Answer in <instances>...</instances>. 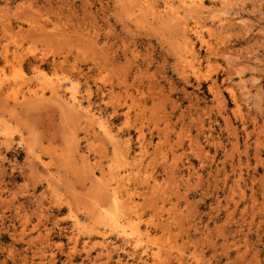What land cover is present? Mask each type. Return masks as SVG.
<instances>
[{
	"label": "rangeland",
	"instance_id": "1",
	"mask_svg": "<svg viewBox=\"0 0 264 264\" xmlns=\"http://www.w3.org/2000/svg\"><path fill=\"white\" fill-rule=\"evenodd\" d=\"M168 1L0 0V264H264V0Z\"/></svg>",
	"mask_w": 264,
	"mask_h": 264
},
{
	"label": "bare ground",
	"instance_id": "2",
	"mask_svg": "<svg viewBox=\"0 0 264 264\" xmlns=\"http://www.w3.org/2000/svg\"><path fill=\"white\" fill-rule=\"evenodd\" d=\"M170 1V0H169ZM167 2V3H165L164 5H163V9H164V12L166 13V14H168V15H172V17H173V15L175 14L176 15V13H177V11L175 12L174 11V9H173V7H172V4H170V2ZM181 5H183V6H186V8H188V7H190L191 9L192 8H195L196 9V7H199V6H201L202 5V2H201V0H177ZM164 2H165V0H164ZM224 2H225V0H224ZM221 4V3H220ZM179 7H181V6H178V8ZM177 8V7H176ZM177 8V9H178ZM186 10V9H185ZM178 14V13H177ZM175 15H174V17H175ZM178 16V15H177ZM168 18H169V16H168ZM179 18V17H178ZM174 18H172V20H173ZM167 20H170V22H172V20L169 18V19H167ZM179 20H180V18H179ZM175 22H176V17H175V20H174ZM180 23H182L181 21H180ZM184 25H185V23H183ZM182 24V25H183ZM197 26V25H196ZM199 27V26H198ZM198 27H193L194 29H192V31H193V34L197 37L196 39H198V40H201L203 43H204V41L202 40V36H201V30L203 29H201L200 31H198ZM183 30V29H182ZM183 32H184V30L182 31V34H183ZM206 32V31H205ZM208 33V32H207ZM208 36H210V34L208 33ZM207 36V37H208ZM183 37V36H182ZM184 38H185V36H184ZM185 44H181V45H186L187 47H188V49L190 50V57H191V60H195V56H194V54H193V48H192V44L190 43V42H188L186 39H185ZM181 43V42H180ZM205 44V43H204ZM209 44V43H208ZM206 45V44H205ZM182 48H183V46H182ZM185 48V47H184ZM188 50V51H189ZM186 51H187V49H186ZM183 53V52H182ZM184 55H186V54H184ZM183 55V56H184ZM188 56V55H187ZM181 59V58H180ZM183 59V58H182ZM185 59V58H184ZM187 60V59H186ZM190 60V59H189ZM190 60V61H191ZM185 61V60H184ZM187 63H190V62H188V61H186ZM199 62V61H198ZM185 65V62L184 63H182V65ZM191 66V65H190ZM189 67V66H188ZM192 67V70L194 69V71H195V65H192L191 66ZM190 72H191V70H190ZM193 72V71H192ZM194 74V73H193ZM58 83V82H57ZM55 84L54 83V85L53 86H56V85H59V84ZM56 88H57V86H56ZM232 92V91H231ZM69 100L71 101V103H72V108H74V107H76V108H79V107H81V105H80V103L73 97V96H71V98H69ZM66 101V100H65ZM67 104V103H66ZM90 106V105H89ZM76 108H75V110H76ZM84 111H86V110H84ZM88 111V110H87ZM93 112V111H92ZM87 114H89L88 112H87ZM92 115V114H91ZM88 116V115H87ZM90 117V116H89ZM92 117V116H91ZM103 122V121H102ZM102 122H101V124H102ZM106 125H102V127H105ZM100 130V129H99ZM109 130V129H108ZM106 131V130H105ZM109 133V132H108ZM109 135V134H108ZM112 139V138H111ZM113 140H114V138H113ZM125 142V141H124ZM117 145V144H116ZM125 147V146H124ZM125 150H126V148H125ZM126 152V151H125ZM124 153V152H123ZM127 153V152H126ZM125 153V154H126ZM142 154L144 153L143 151L141 152ZM126 156V155H125ZM138 159H139V157H137ZM137 158H136V161H137ZM133 160V159H132ZM134 161V160H133ZM132 163V162H131ZM128 166V165H127ZM129 167V166H128ZM125 173V172H124ZM125 175H126V173H125ZM126 176H128V174L126 175ZM124 177V176H123ZM128 177H130V176H128ZM118 182V181H117ZM124 182V181H123ZM122 182V183H123ZM126 182H128V181H126ZM119 183V182H118ZM117 184V183H116ZM117 185H115V187H116ZM111 187V186H110ZM114 187V186H113ZM117 189H118V186H117ZM126 192V191H125ZM116 193L117 192H114V191H112V193H111V196H112V200H110L109 201V203L111 202V201H113V203H115L116 202V200H117V196H116ZM120 193V192H119ZM109 196H110V194H108ZM126 196H124V198H125ZM128 197H130V196H127V200H126V203H127V205H126V208H127V206L129 207V205H128ZM109 199V198H108ZM124 201V200H123ZM128 201V202H127ZM131 201V200H130ZM120 202V201H119ZM122 202V201H121ZM125 202V201H124ZM123 203V202H122ZM121 203V204H122ZM125 203V204H126ZM129 203H131V202H129ZM118 206V205H117ZM115 207V209H117L118 210V208L116 207V206H114ZM113 208V207H112ZM103 209V208H102ZM127 209H129V208H127ZM105 211H103V213H104ZM109 213V212H108ZM111 213V212H110ZM117 213V212H116ZM99 214H100V212H99ZM101 215V214H100ZM111 215V214H110ZM102 216H104L105 218H106V216H105V214L104 215H102ZM113 217H115V216H113ZM103 218V217H102ZM125 221V220H124ZM114 223H116V222H114ZM117 224V223H116ZM137 227H135V229H136ZM129 229V228H128ZM134 229V228H133ZM119 231H120V233H121V235L124 237V238H129V237H131V236H129V235H133L134 234V231L131 229L130 230V233H128L127 232V230H126V228H124V227H121V226H119ZM135 234H137V233H135ZM134 234V235H135ZM117 235H119V234H117ZM146 237V236H145ZM123 239V238H122ZM131 239V238H130ZM148 239V238H147ZM132 240V239H131ZM130 240V241H131ZM101 241V240H100ZM129 242V241H128ZM139 242V241H138ZM136 243V242H135ZM141 243V242H140ZM144 243V242H143ZM99 244H101V243H99ZM137 244V243H136ZM102 245V244H101ZM104 245V244H103ZM106 245V244H105ZM139 244H137V246H138ZM141 245V244H140ZM134 246V245H133ZM133 249H135V248H133ZM106 251V250H105ZM144 252V251H143Z\"/></svg>",
	"mask_w": 264,
	"mask_h": 264
}]
</instances>
